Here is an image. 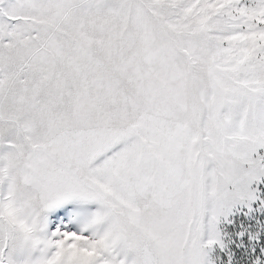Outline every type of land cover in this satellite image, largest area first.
Here are the masks:
<instances>
[{"label":"snow or ice","instance_id":"snow-or-ice-1","mask_svg":"<svg viewBox=\"0 0 264 264\" xmlns=\"http://www.w3.org/2000/svg\"><path fill=\"white\" fill-rule=\"evenodd\" d=\"M0 264H264V0H0Z\"/></svg>","mask_w":264,"mask_h":264}]
</instances>
